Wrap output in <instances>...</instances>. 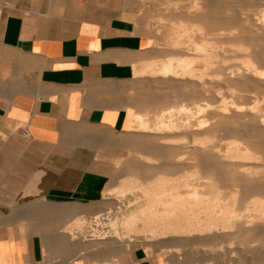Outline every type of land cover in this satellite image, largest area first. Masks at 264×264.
<instances>
[{"label": "crops", "instance_id": "0c3cea01", "mask_svg": "<svg viewBox=\"0 0 264 264\" xmlns=\"http://www.w3.org/2000/svg\"><path fill=\"white\" fill-rule=\"evenodd\" d=\"M154 42L122 0H0V264H167L80 231L108 210Z\"/></svg>", "mask_w": 264, "mask_h": 264}, {"label": "rangeland", "instance_id": "374dc122", "mask_svg": "<svg viewBox=\"0 0 264 264\" xmlns=\"http://www.w3.org/2000/svg\"><path fill=\"white\" fill-rule=\"evenodd\" d=\"M122 1L124 3L125 7H127V9L131 12V14H132L133 18L135 19L137 25H139L141 27L142 31H144L146 34H148L149 36H151L155 39L154 45L156 48L157 55H159L158 60L164 59L166 56L167 57L165 59H167L168 57H177L178 56L181 58L192 60L193 63H192L191 69L195 70L193 75L196 78L193 75H192V77L194 79H192V78L191 79H189V78L176 79L174 76H165L164 77L163 74H161L157 70L156 64H155V66L152 67V69H149L143 73V75H145V77L143 79L144 80V86L142 87V94L145 95L146 101L148 104L144 109L137 112L136 122L134 121L133 127H132V132L129 135L130 136L129 140L131 143L130 150H126L124 155L121 156L120 158H117L115 163H114L115 178L109 184L108 190H106V192L104 193V196L109 198L108 210H106L104 212H100V214H98L97 216H95L89 220L84 221L85 222L84 223L85 226H83L84 230H83V227L80 228L83 236L88 237V238H94L98 242L97 247L100 248V250H107L108 252H115V251H117V250H119L125 246L132 247V248L142 246V247H145L150 252H156V253L162 255L166 259L167 264H179V263L180 264H184V263L186 264V262H187V264H197L196 261L201 262V260H202V262L205 260L203 262V264L204 263L207 264L209 261L211 263H214V264H264V220H263V218H261V219L255 218L254 219L256 221V223H253L254 225L251 224L248 227V228L252 229V231L250 233L238 234L239 228H237L238 227L237 226V227L231 229V231L229 228L228 232L224 233V235L221 236L220 238L212 239L213 241L211 240V241H206V242H200V241H198V239H196V238H198V235H196L194 237H186V238H184L185 240L183 239L182 241L177 242V244L176 243L174 244L170 238L164 239L161 241V243H158V244H152V243L150 244V241L149 242L145 241L142 238L143 237L142 235L152 233L151 232L152 230L155 231V233L160 232V230H161L160 219H157V220L153 219L155 222L151 219V217L153 215H152V212H150L151 211L150 208L153 207L154 208L153 210L157 211V214L160 215L159 217H161V214L165 213V206H164V204L162 205V203L155 202V199L160 192L165 191L167 194L169 192L175 191L177 188V186H175L176 184L178 185L177 189L180 190V187H181V191H183L185 193L181 199V201L186 204L185 208L189 209L188 207H191L192 209L197 210V208H202V207L207 208L208 207L207 210H209L211 208V211L214 208H215L214 210L219 209L218 213L216 214V215H218V216H216L218 219H215V220H218L219 223H224L226 221L225 223L227 225H229L231 223L230 221H231V219L234 218L233 216H236V215L238 216V195L241 198L245 194L246 195L251 194L253 187H259L260 189L264 188L263 187L264 186V170L262 171V169H264V160L263 159H259V161H261V162H258V163L255 162L258 159L253 160V158H252V160L251 159L250 160L244 159L245 161L243 159H240V158H239V160H238V158L229 159V160L234 159L233 161L237 162V164L240 160H242L240 162H244L246 164V166L245 167H239V166L233 167V166L229 165L228 167L225 168V171H226L225 184L223 187L220 188V187L215 186L213 188H209L208 190H210V191H208L207 188H204V187H200V188L198 187L199 189L196 187L199 191L198 195H193V193H190V191L187 192V190L192 191V187L191 186L187 187V186H185V184H187V182H189V183L190 182H192V183L198 182L197 177L202 175L200 167H197L198 168L197 169L196 167L195 168L191 167V164L190 165L187 164V168H186L187 171H185V169H184L183 171H181V173H179V172L174 173V172H172V170H169L166 168L165 169L160 168L161 166H165V165H167L169 167L170 164L175 163L178 156H180V155H178L179 152L182 153L181 154L182 159H184L187 162H188V160L189 161L193 160V162H195V161L197 162L204 157L205 154L203 152V149L205 148V142L207 141L205 139L206 137L203 134H197L196 135L197 137L193 136V138H191V136L193 135L194 132H201V130H193V126H195V125L198 126L199 124H201L200 121H203L205 116L208 119V117L217 114L219 112L217 110H221V107L225 106L224 105L225 102H226L225 103L226 107H228L225 110L226 113L224 115H222L220 112L219 113L222 116H229L230 118L227 120L226 119L223 120V123H222L223 125L221 128L222 130L219 132V134L225 133L229 128L230 129H233L235 127L240 128L241 124L243 123L241 116H243L244 113L245 114H251L252 113L251 111H254V112L257 111L254 109L256 107H258L257 108L258 111L260 109V111H261V112L259 111L260 114L264 115V112H263V110H264V104H263L264 103V98H263V96H264V77H263L264 76V72H263L264 71V58H263L264 57L263 56L264 55V17L262 16V15H264V0H211L210 3L212 6H210V8L209 7L208 8L207 7L201 8V10H200L201 14H205V13H210V11H211L210 9H212L213 6L214 7L220 6L221 7L222 5H226V3H227V5H231V10H230V15H229L231 17L229 18V20L231 19L233 21L234 19H236L238 17V20H239L238 21V36L239 37L241 36V39H238V40H231V39L225 40L224 38L220 37L221 35L218 33V31H216V33L211 32V34H210L208 32L207 27H206L207 24L204 21L196 20L192 17V10H194V8H195L194 3L199 2L198 3L199 6H197V7L200 8V7H202L203 3H205V0H122ZM223 3H225V4H223ZM221 11L222 10H220V13H219V10L217 11V13L215 12L216 16H218V17L222 16L223 14L221 13ZM248 16H251L252 23H253V25L250 26V28L245 24V21H244L245 18H247ZM200 22H202V23L200 24ZM198 23H199V26H198ZM177 24H181L180 25L181 29H180V27L178 28ZM195 24H197V25H195ZM195 26L201 27V28H196ZM172 27H174V28L172 29ZM192 28H196L197 31L195 29H194L195 31L192 30ZM198 29L201 31L199 32ZM181 30H183V31H181ZM184 31H186L185 34H183ZM204 31H206V32H204ZM194 32L195 33L198 32V33L195 35ZM199 33H201V34H199ZM257 33H259V34H257ZM170 34H171V36L172 35H174V36L171 37ZM191 35H193V38L190 39L189 37H192ZM206 35H207V37H206ZM212 35H213V37L215 35V37H217V38H215V37L213 38ZM185 36H186V40H185ZM179 37H181V40ZM171 38H172V41H170ZM175 38L178 39L179 41H177ZM182 38L184 39V41ZM195 39L197 40V42ZM187 40H188V42L191 40L193 44H191V41L188 43ZM181 41H183V42H181ZM175 42H176V44H175ZM177 42H178V44H177ZM195 42L198 46H202V45L205 46V43H207L206 46L210 45L207 47L209 49V52L210 51L214 52L213 50H215V52L217 54H219L221 57L219 55L215 54V52H214L211 59L209 60V62L205 63L206 59H204L203 56L199 55L197 53V51L194 50L197 46L196 44H194ZM198 42H199V44L201 43L202 45L201 44L199 45ZM218 42H219V44L221 43L220 44L221 46L218 44ZM216 43H217V45H216ZM230 43L231 44L234 43V44L231 45ZM240 43L244 46H241ZM234 45H235V50L232 48V46H234ZM172 46H177V47H172ZM178 46H179V48H178ZM240 46H241V48H239ZM236 47L239 49H236ZM179 49H181V50H179ZM219 49H221V51ZM231 49L235 52H238V53H235V52L233 53L232 51H229ZM218 50H219V52H218ZM240 50L242 53L239 52ZM181 52H183V53H181ZM220 52H221V54H220ZM196 54H198V55L196 56ZM234 54H237V55H234ZM222 55H223V57H222ZM241 56H242L243 60H241L242 59ZM224 57H226V58H224ZM238 57H239V59H238ZM246 57H248V58H246ZM193 58H194V60H193ZM245 58H246V60H245ZM247 59H250V62H251L250 64L252 65L251 68H249L250 66L247 67V65H250V64H248L249 61H247ZM158 60L156 59V62H153V63H158ZM160 60H159V62H160ZM218 60L220 62L226 60V64H225V62L219 63ZM228 60L230 61V63L231 62L232 63L230 64L228 62ZM237 60H239V62ZM214 61H215V63H214ZM235 61L238 63H233ZM209 63L212 64L213 66H211ZM202 65L204 67H202ZM233 66H234V68H235V66L239 67L238 68L239 70L236 68L234 69ZM242 66H245V67H242ZM194 67H195V69H194ZM207 67H210V68L214 67V68L211 70L210 68H207ZM224 67H227L228 69L224 70ZM253 67H255L254 70L257 72H254ZM256 67L258 69H256ZM240 68H241V70H240ZM249 69H251V70H249ZM261 70H263V71H261ZM239 71L241 73H238ZM235 72H236V74H235ZM252 72H254L253 73L254 75L252 74ZM150 73L152 74V76ZM156 74H157V76H156ZM215 74L217 75V77ZM230 74H231V76H230ZM232 74H235V76ZM211 75L215 78H213ZM218 75H220V76H218ZM236 75L239 77H236ZM257 75L260 77H258ZM219 79L221 80L220 82L223 84H221L219 82ZM201 80H202V82H201ZM191 81H192V83H191ZM224 84H225V86L226 85L227 86L225 87ZM202 85L204 87H202ZM207 85H210V86L207 87ZM228 85L230 86V88L232 87L231 90H234V92L230 90ZM222 86H224V87L222 88ZM217 90H219L221 92H219ZM216 93H218V94H216ZM219 93H221V94H219ZM230 93H232V94H230ZM250 93L251 94L253 93V94L251 95ZM255 93L258 95V97L256 96ZM253 95H255V96H253ZM223 96H224V98H223ZM241 98H243L242 101H241ZM257 99H259V100H257ZM226 100H228V101L230 100L231 103H229L230 101L227 102ZM220 102L222 105L220 104ZM252 102L254 103L255 106L252 105ZM258 102H259L258 105H261V106H258L256 104ZM218 103H219V105H217ZM232 103H234V104H232ZM199 104H201V105L203 104L204 107L201 105H200L201 106L200 107ZM227 104H228V106H227ZM171 105H172V107L170 108ZM196 105H198V106H196ZM214 105L215 106L217 105V107H215ZM234 105H240V106H237V107H239V108H237ZM206 106H208L209 108ZM230 106H232V107H230ZM241 106H242V109H241ZM260 107H262V108H260ZM147 108L148 109L150 108V109L148 110ZM163 108H165V109H163ZM250 108H251V110H250ZM169 109L172 110L171 115L170 116L167 115V117L164 118L165 122L168 126L167 128H169V129L164 128V127H160V124H157V121H156V119H158L157 118L158 114L160 113L161 110L167 111ZM200 109H202V110H200ZM243 109H245V110H243ZM261 109H263V110H261ZM145 110L149 112V114H147L148 116L147 115L143 116L145 118L147 117L149 119L151 114H153V112L155 114V115L153 114L151 116L152 121H151V119H149L151 121V122H149V127H152V128L147 129L149 131H147L146 129H142V127H141L142 124L138 120V114L143 113V111H145ZM191 110H192V112H191ZM201 111L202 112L205 111L204 112L205 115L203 113H201ZM180 112H182L183 114L181 113L182 114L181 115ZM188 112H190V113H188ZM197 112H199V113L197 114ZM179 114H180V116H179ZM177 115H178V117H177ZM196 115L198 116V118ZM234 115H238V118H236ZM171 116L172 117L174 116V119L171 118ZM232 116H234V117H232ZM206 118H205V120H206ZM185 119L187 121L190 120L191 122L189 121V124L187 122L185 123V121H186ZM200 119H202V120H200ZM216 119H218V118H216ZM167 120H169V121H167ZM193 120H195V121H193ZM214 120H215V118H214ZM178 121H179V123H178ZM171 122L175 123L177 125V128L183 122L182 124H184L185 127H184V125L179 126L178 129H180V130L176 131L177 130L176 125L170 124ZM192 122H194V125ZM196 122L197 123L199 122L198 125ZM187 124H188V126H187ZM191 126H192V128H191ZM247 126L249 127V125H247ZM170 129L171 130L173 129V130L171 131ZM174 130H175V132H174ZM249 130H250V134L255 136L256 131L252 132L251 127H249ZM198 136L200 139H202V138H204V139L197 140L196 138H198ZM200 136L201 137L204 136V137L201 138ZM194 137H195V139H194ZM232 139L236 140V142L233 141ZM126 140H127V137H125V141ZM204 140H205V142L202 143ZM231 140L233 142H231ZM165 141H167V142H165ZM198 141H200L202 143L201 148L199 146V144H201V143ZM225 141H226V146L224 144ZM228 141H230L229 143H232V144L234 142L238 143L241 141V138L239 137V135L234 136V135L230 134L224 141L220 142L223 144L222 145V151H225L226 149L229 148V146L227 147ZM139 150H147V153L140 155L138 153ZM186 152H187V154H186ZM246 160H248V161H246ZM252 161H254L255 163ZM151 162H153V163H151ZM155 162H157V163H155ZM247 167L249 169V170L247 169V171H249L250 173L249 172L247 173L245 171L244 168H247ZM250 167L252 169L254 168L253 171H252V169L250 170ZM190 168H191V170H190ZM255 168H257V170ZM137 169H138V171H137ZM194 169H196V170H194ZM237 169H239V170L242 169V170L239 171ZM259 169H261V170H259ZM193 170L194 171L199 170L198 171L199 174L197 172H196L197 174H195V172H192ZM254 172H256V173H254ZM251 174L253 176H251ZM256 174H257V176H255ZM178 175L180 176V178ZM159 176L163 177L164 179L163 178L161 179V177H159ZM185 177L188 179H186ZM195 177H196V179H195ZM133 179H135V180H133ZM141 180H142V182H141ZM159 180H162V181H160L161 184L158 183ZM188 180H190V181H188ZM199 181H203V180H199ZM169 182H171L172 185L169 184ZM162 183H164V184H162ZM168 186H169V188H167ZM236 187H238L239 189ZM234 188H236V189H234ZM213 189H214V191H213ZM217 189H219V190H217ZM146 190H149V192L146 193L145 192ZM248 190H249V192H248ZM233 191L236 192L234 195H232ZM214 192H216L217 194ZM230 192H232V193H230ZM207 193H209V194H207ZM146 194L148 197L145 196ZM214 194H216V195H214ZM211 195H213L214 197H212ZM236 195H237V198H236ZM262 195L263 194H261V195L255 194V198L256 197H257L256 199H258L260 197L264 198V195L263 196ZM186 196L189 198H187ZM163 197H165V196H163ZM215 197H216V199L218 198L217 201H216ZM223 197H225V200ZM191 198H192V200H191ZM232 198H236V200L234 199L236 202ZM252 198H253V196H252ZM252 198H250V199H252ZM255 198H253L251 200V201L254 200L253 201L254 204H253V202H249V200H248L247 202H248L249 206H247L248 205L247 202H246L247 205L246 204L241 205V211L242 212L240 211V213H245V215H252V216L257 214L259 211L256 210L257 209L256 207L263 208L264 202H262V201H264V199L261 198L262 201H261V199H258L259 202L260 201L262 202V203L261 202L259 203L258 201L255 200ZM186 202H188V203H186ZM150 203H152V204H150ZM192 203H193V207H192ZM207 203H208V205H207ZM232 203H234V204H232ZM209 204H210V206H209ZM224 204L226 205V207ZM262 204H263V206H262ZM200 205H201V207H200ZM223 205H224V207H223ZM254 205H256V206L254 207ZM159 206H160V208H159ZM242 206H245V207L243 208ZM251 206H252V208H251ZM146 208H147V210H145ZM223 208L225 210H223ZM249 208H251V210ZM226 209H227V211H226ZM228 210H229L230 214L228 213ZM234 210L236 212H234ZM252 210H255V211H252ZM145 211H147V212H145ZM232 211L234 212V214H231V213H233ZM245 211H250V212L248 213ZM131 213H137L138 214L139 218L136 221L140 222V223L135 224L136 221L132 225H127V224L123 223V220L125 219V217H127ZM219 213H220V215H219ZM225 213H227V214H225ZM228 215H230L231 218ZM145 217H147V218H145ZM113 219L116 221L117 227L116 226L114 227L111 225V223L114 221ZM221 219H223V220H221ZM98 220H99V222H98ZM93 221H97L98 226L89 225ZM121 221H122V224H121ZM151 221L154 224H152ZM109 222H111V223H109ZM147 223H148V225H147ZM145 224H146V226H145ZM153 225L158 226L155 228L158 229L159 231L156 230L155 228H151V227H153ZM130 226H131V228H130ZM148 226H150V227H148ZM145 228H147V229L145 230ZM242 228L244 230V227H242ZM93 229H95V230H93ZM132 230L134 231V233ZM101 232H103V233H101ZM234 232H236V235L231 236L230 234H232ZM123 235H124V238H123ZM135 237H136V239H135ZM113 238H115V240ZM122 238H123V240H122ZM189 241H190V243H189ZM250 241H253V242H251L252 245L255 244L252 247V249L245 247V244L247 242H250ZM167 245H176L173 248H170L171 250L176 251L173 255L168 254L167 250H170V249L167 247ZM238 249L240 250V252L238 251ZM165 254L168 256H166Z\"/></svg>", "mask_w": 264, "mask_h": 264}, {"label": "bare ground", "instance_id": "6f19581e", "mask_svg": "<svg viewBox=\"0 0 264 264\" xmlns=\"http://www.w3.org/2000/svg\"><path fill=\"white\" fill-rule=\"evenodd\" d=\"M211 0H205V3H203V5H202V7H197V6H199L198 5V3L199 2H196V3H194V10H192V17L194 18V19H196V20H200V21H204L206 24H207V29H208V32L211 34V32H215L216 33V31H218V33L221 35L220 37L221 38H224L225 40H229V39H231V40H238V39H241V36L239 37L238 36V17L236 18V19H234L233 21L230 19L229 20V18L231 17V16H229L230 15V10H231V5H227V3H226V5H222L221 7L220 6H213V8L212 9H210L211 11H210V13H205V14H201V8H203V7H209L210 8V6H212L211 5ZM229 3V2H228ZM223 4H225V3H223ZM207 10V9H206ZM219 10V13H220V10H222L221 11V13L223 14L222 16H220V17H218V16H216V13H217V11ZM182 11V10H181ZM260 11V10H259ZM190 12V11H189ZM216 12V13H215ZM238 12V11H237ZM235 13V12H234ZM191 14V13H190ZM260 14V13H259ZM261 15V14H260ZM252 16V15H251ZM251 16H248L247 18H245V24L250 28V26H252L253 25V23H252V18H251ZM263 17H264V15H262ZM235 18V17H234ZM260 19V18H259ZM195 20V21H196ZM262 20V19H261ZM258 21V20H257ZM171 22V21H170ZM196 23V22H195ZM202 22H200V24H201ZM260 23V22H259ZM178 25V28L180 27V25L181 24H177ZM195 25H197V24H195ZM175 26V25H174ZM198 26H199V23H198ZM202 26V25H201ZM192 27V26H191ZM196 27V26H195ZM174 27H172V29H173ZM188 28V27H187ZM196 28H201V27H196ZM196 28H192V30H196L197 31V29ZM180 29H181V27H180ZM190 29V28H189ZM188 29V30H189ZM171 30V29H170ZM184 30V29H183ZM183 30H181V31H183ZM194 30V31H195ZM199 30V29H198ZM203 30V29H202ZM206 30V29H205ZM179 31V30H178ZM201 30H199V32H200ZM258 31V30H257ZM190 32V31H189ZM188 32V33H189ZM204 32H206V31H204ZM260 32V31H259ZM182 33V32H181ZM186 33V31H184V33L183 34H185ZM195 33V32H194ZM198 33V32H197ZM197 33H195V35L197 34ZM173 34V33H172ZM177 34V33H176ZM199 34H201V33H199ZM218 34V35H219ZM257 34H259V33H257ZM179 35V34H178ZM170 36H171V34H170ZM174 35H172L171 37H173ZM184 36V35H183ZM182 36V37H183ZM188 36V35H187ZM192 37H189L190 39L191 38H193V35H191ZM204 36V35H203ZM206 37H207V35H206ZM212 37H213V35H212ZM211 37V38H212ZM214 37H215V35H214ZM213 37V38H214ZM244 37V36H243ZM180 38V40H181V37H179ZM184 38V37H183ZM182 38V39H183ZM188 38V37H187ZM209 38V37H208ZM215 38H217V37H215ZM176 39V38H175ZM174 39V40H175ZM177 41H179L178 39H176ZM185 40H186V36H185ZM196 40V39H195ZM200 40V39H199ZM198 40V41H199ZM202 40V39H201ZM170 41H172V38L170 39ZM183 41H184V39H183ZM183 41H181V42H183ZM191 41V40H190ZM189 41V42H190ZM206 41V40H205ZM204 41V42H205ZM209 41V40H208ZM215 41V40H214ZM218 41V40H217ZM216 41V42H217ZM220 41V40H219ZM174 42V41H173ZM172 42V43H173ZM187 42H188V40H187ZM188 42V43H189ZM196 42H197V40H196ZM196 42L194 43V44H196ZM203 42V41H202ZM211 42V41H210ZM215 43V42H214ZM226 43V42H225ZM239 43V42H238ZM262 43V42H261ZM175 44H176V42H175ZM174 44V45H175ZM177 44H178V42H177ZM180 44V43H179ZM183 44V43H182ZM191 44H193L192 43V41H191ZM190 44V45H191ZM198 44H199V42H198ZM201 44V43H200ZM199 44V45H200ZM204 44V43H203ZM206 44L207 43H205V46H203L202 44V46H198L197 44V46H196V48L194 49L195 51H197V53L199 54V55H201V56H203V58L204 59H206V62L205 63H208L209 62V60L211 59V57H212V55H213V53L215 52V50H213L214 52H209V49L207 48L208 46H210V45H207L206 46ZM211 44V43H210ZM218 44H219V42H218ZM221 44V43H220ZM219 44V45H220ZM227 44V43H226ZM231 44V43H230ZM229 44V45H230ZM234 43H232L231 45H233ZM181 45V44H180ZM216 45H217V43H216ZM238 45V44H237ZM236 45V46H237ZM240 45L241 46H244V45H242L241 43H240ZM194 46V45H193ZM214 46V45H213ZM221 46V45H220ZM228 46V45H227ZM241 46L239 47V48H241ZM172 47H177V46H172ZM216 47V46H215ZM218 47V46H217ZM224 47V46H223ZM246 47V46H245ZM244 47V48H245ZM178 48H179V46H178ZM222 48V47H221ZM232 48L235 50V45L234 46H232ZM239 48H237L236 47V49H239ZM173 49V48H172ZM229 49V48H228ZM246 49V48H245ZM249 49V48H248ZM258 49V48H257ZM177 50V49H176ZM179 50H181V49H179ZM220 51H221V49H219ZM219 50H218V52H219ZM242 50V49H241ZM241 50L239 51V52H241ZM247 50V49H246ZM173 51V50H172ZM184 51V50H183ZM229 51H232L233 53L235 52V51H233L232 49L231 50H229ZM237 51V50H236ZM245 51V50H244ZM223 52V51H222ZM181 53H183V52H181ZM196 53V52H195ZM235 53H238V52H235ZM242 53V52H241ZM198 54H196V56L198 55ZM215 54H217L216 52H215ZM220 54H221V52H220ZM245 54V53H244ZM217 55H219V54H217ZM224 55V54H223ZM223 55H222V57H223ZM231 55V54H230ZM234 55H237V54H234ZM248 55V54H247ZM186 56V55H185ZM200 56V57H201ZM220 56V55H219ZM225 56V55H224ZM264 56V55H263ZM167 57V56H166ZM165 57V58H166ZM184 57V56H183ZM189 57V56H188ZM215 57V56H214ZM218 57V56H217ZM221 57V56H220ZM219 57V58H220ZM161 58V57H160ZM164 58V57H163ZM159 59L160 60V62H159V60H158V63H153V62H156V60H152V61H150V62H148V64H147V66H146V71L147 70H149V69H152V67L153 66H155V64H156V68H157V70L161 73V74H163V76L165 77V76H174L176 79H185V78H189V79H194L193 77H192V75L194 74V72H195V70H193V69H191L192 68V63H193V61L192 60H188V59H185V58H181V57H168L167 59ZM224 58H226V57H224ZM241 58H242V56H241ZM240 58V59H241ZM246 58H248V57H246ZM246 58H245V60H246ZM264 58V57H263ZM200 59V58H199ZM218 59V58H217ZM238 59H239V57H238ZM251 59V58H250ZM250 59H247V61H249L248 62V64H250L251 62H250ZM193 60H194V58H193ZM216 60V59H215ZM221 60V59H220ZM241 60H243V58L241 59ZM240 60V61H241ZM219 61V60H218ZM238 62H239V60H237ZM212 62V61H211ZM222 62H225V64H226V60L225 61H222ZM222 62H220L219 61V63H222ZM228 62L230 63V61L228 60ZM238 62H233V63H238ZM203 63V62H202ZM214 63H215V61H214ZM218 63V62H217ZM232 63V62H231ZM230 63V64H231ZM210 64V63H209ZM255 64V63H254ZM253 64V65H254ZM211 66H213L212 64H210ZM219 65V64H218ZM228 66V65H227ZM248 66H250L249 68H251V64L250 65H247V67ZM202 67H204L203 65H202ZM206 67V66H205ZM242 67H245V66H242ZM200 68V67H199ZM207 68H210V67H207ZM214 68V67H213ZM212 67L210 68L211 70L213 69ZM233 68H234V66H233ZM235 68L236 69H238L239 67H236L235 66ZM234 68V69H235ZM254 68L255 67H253V70H254ZM194 69H195V67H194ZM228 68L227 67H224V70H227ZM256 69H258L257 67H256ZM155 70V69H154ZM156 70V71H157ZM197 70V69H196ZM208 70V69H207ZM230 70V69H229ZM239 70V69H238ZM240 70H241V68H240ZM249 70H251V69H249ZM205 71V70H204ZM203 71V72H204ZM210 71V70H209ZM231 71V70H230ZM237 71V70H236ZM261 71H263V70H261ZM208 72V71H207ZM227 72V71H226ZM254 72H257V71H255L254 70ZM254 72H252V74L254 73ZM264 72V71H263ZM200 73V72H199ZM210 73V72H209ZM230 73V72H229ZM232 73V72H231ZM238 73H241L240 71L238 72ZM151 74V73H150ZM149 74V75H150ZM235 74H236V72H235ZM235 74H232V75H234L235 76ZM249 74V73H248ZM160 75V74H159ZM216 75V74H215ZM214 75V76H215ZM254 75V74H253ZM151 76H152V74H151ZM155 76V75H154ZM156 76H157V74H156ZM189 76V77H188ZM191 76V77H190ZM194 76V75H193ZM199 76V75H198ZM206 76V75H205ZM204 76V77H205ZM212 76V75H211ZM218 76H220V75H218ZM230 76H231V74H230ZM258 76V75H257ZM195 77V76H194ZM207 77V76H206ZM213 77V76H212ZM216 77H217V75H216ZM236 77H239V76H237L236 75ZM243 77V76H242ZM258 77H260V76H258ZM264 77V76H263ZM196 78V77H195ZM198 78V77H197ZM213 78H215V77H213ZM219 78V77H218ZM200 79V78H199ZM205 79V78H204ZM236 79V78H235ZM242 79V78H241ZM198 80V79H197ZM215 80V79H214ZM199 81V80H198ZM204 81V80H203ZM221 80L219 79V82H220ZM186 82V81H185ZM201 82H202V80H201ZM164 83V82H163ZM191 83H192V81H191ZM206 83V82H205ZM221 83V82H220ZM219 84V83H218ZM221 84H223V83H221ZM226 84V83H225ZM225 84H224V86H225ZM176 85V84H175ZM178 85V84H177ZM204 85V84H203ZM202 85V87H204ZM206 85V84H205ZM187 86V85H186ZM185 86V87H186ZM210 85H207V87H209ZM224 86H222V88L224 87ZM227 86V85H226ZM225 86V87H226ZM229 86V85H228ZM183 88V87H182ZM187 88V87H186ZM228 88V87H227ZM229 88H230V86H229ZM232 88V87H231ZM231 88H230V90H231ZM216 89V88H215ZM219 89V88H218ZM221 90V89H220ZM223 90V89H222ZM201 91V90H200ZM215 91V90H214ZM217 91H219V90H217ZM227 91V90H226ZM231 91H233L234 92V90H231ZM219 92H221V91H219ZM194 93V92H193ZM208 93V92H207ZM223 93V92H222ZM229 93V92H228ZM206 94V93H205ZM216 94H218V93H216ZM219 94H221V93H219ZM230 94H232V93H230ZM234 94V93H233ZM248 94V93H247ZM251 94V93H250ZM253 94V93H252ZM251 94V95H252ZM256 94V93H255ZM222 96V95H221ZM231 96V95H230ZM253 96H255V95H253ZM256 96L258 97V95L256 94ZM226 97V96H225ZM234 97V96H233ZM221 98V97H220ZM223 98H224V96H223ZM253 98V97H252ZM256 98V97H255ZM263 98H264V96H263ZM218 99V98H217ZM222 99V98H221ZM232 99V98H231ZM242 99L243 98H241V101H242ZM219 100V99H218ZM257 100H259V99H257ZM227 102H229L228 100H226ZM233 101V100H232ZM240 101V100H239ZM254 101V100H253ZM225 102V101H224ZM199 103V102H198ZM207 103V102H206ZM226 103V102H225ZM224 103V105L225 106H223V107H221V110H217V111H219L222 115H224L225 113H226V109L228 108V107H226V104ZM229 103H231V101L229 102ZM147 101H146V103H145V107L147 106ZM209 104V103H208ZM220 104H221V102H220ZM232 104H234V103H232ZM245 104V103H244ZM257 105L259 104V102L258 103H256ZM264 104V103H263ZM201 104H199V106H200ZM205 105V104H204ZM217 105H219V103L217 104ZM217 105L215 106V107H217ZM222 105V104H221ZM242 105V104H241ZM252 105H254V103L252 102ZM256 105V106H257ZM152 106V105H151ZM174 106V105H173ZM196 106H198V105H196ZM201 106H203V104L201 105ZM200 106V107H201ZM209 106V105H208ZM208 106H206V107H208ZM212 106V105H211ZM210 106V107H211ZM227 106H228V104H227ZM233 106V105H232ZM232 106H230V107H232ZM234 106H240V105H234ZM250 106V105H249ZM255 106V105H254ZM258 106H261V105H258ZM172 107V105L170 106V108ZM204 107V106H203ZM214 107V108H215ZM248 107V106H247ZM246 107V108H247ZM252 107V106H251ZM174 108V107H173ZM197 108V107H196ZM209 108V107H208ZM237 108H239V107H237ZM245 108V109H246ZM258 107H256V108H254L255 110H257L258 111V109H257ZM260 108H262V107H260ZM148 109V108H147ZM150 109V108H149ZM148 109V110H149ZM163 109H165V108H163ZM183 109V108H182ZM181 109V110H182ZM186 109V108H185ZM184 109V110H185ZM198 109V108H197ZM204 109V108H203ZM216 109V108H215ZM218 109V108H217ZM220 109V108H219ZM235 109V108H234ZM241 109H242V106H241ZM245 109H243V110H245ZM248 109V108H247ZM180 110V111H181ZM183 110V111H184ZM200 110H202V109H200ZM212 110V109H211ZM242 110V111H243ZM250 110H251V108H250ZM261 110H263V109H261ZM174 111V110H173ZM182 111V112H183ZM186 111V110H185ZM239 111V110H238ZM257 111H251L250 113L251 114H243V116H241V119L243 120V123L241 124V127L240 128H238V127H235V128H233V129H228L225 133H223V134H219V132L222 130L221 128H222V123H223V120L224 119H229L230 117L229 116H222V115H220V113L218 112L217 114H215V115H212V116H210V117H208V119L206 118V116H205V118H206V120H205V118H204V120L203 121H200V123L201 124H199L198 125V123H197V125L198 126H193V130H201V132H194L193 133V135L191 136V138H193V136H196L197 134H203L206 138V142H205V140L202 142V143H204L205 142V148L203 149V152H204V157L201 159V160H199V161H195V162H193V160H191V161H189L188 160V162L187 161H185L184 159H182V157H181V154L182 153H178V155H180V156H178V158H177V160H176V162L175 163H172V164H170V166L168 167L167 165H165V166H161L160 168H162V169H169V170H172V172H174V173H181V171H183L184 169H185V171H187L186 170V168H187V164H191V167H200V170H201V172H202V175H200V176H198L197 177V179H198V182L197 183H192V182H187V184H185V186H187V187H192V191L191 190H187V192L188 191H190V193H193V195H198L199 194V191H198V189L200 188V187H204V188H207V190L209 189V188H213V187H223L224 186V184H225V174H226V171H225V168L226 167H228L229 165H231V166H233V167H236V166H239V167H245L246 166V164L244 163V162H240V161H242V160H240L239 162H238V164H237V162H235V161H233V160H229V159H232V158H238V160H239V158L240 159H251L252 160V158H253V160L254 159H258L257 161H255V162H261V161H259V159H263L264 160V115L263 114H260V109H259V111L257 112ZM157 112V111H156ZM182 112H180V114L182 113ZM191 112H192V110H191ZM205 112V111H204ZM204 112H202L201 111V113H203L204 114ZM228 112V111H227ZM263 112H264V110H263ZM171 113H172V110L171 109H169V110H167V111H165V110H161L160 111V113L158 114V119H156V121H157V124H160V127H164V128H167L168 126H167V124H166V122H165V117H167V115L168 116H170L171 115ZM188 113H190V112H188ZM199 112H197V114H198ZM200 113V114H201ZM207 113V112H206ZM242 113V112H241ZM147 114H149V112L148 111H143V113H139L138 114V120H139V122H141V127H142V129H148V128H152V127H149V122H151L152 121V118H151V116L154 114V112H153V114H151V116H150V118L149 119H151V121L146 117H143L144 115H147ZM177 114V113H176ZM180 114H179V116H180ZM183 114V113H182ZM181 114V115H182ZM186 114V113H185ZM155 115V114H154ZM205 115V114H204ZM148 116V115H147ZM197 116V115H196ZM201 116V115H200ZM236 118H238V115H234ZM234 116H232V117H234ZM177 117H178V115H177ZM190 117V116H189ZM204 117V116H203ZM155 118V117H154ZM171 118H173L174 119V116L172 117L171 116ZM180 118V117H179ZM178 118V119H179ZM197 118H198V116H197ZM202 118V117H201ZM214 118H215V120H214ZM216 118H218V119H216ZM172 119V120H173ZM203 119V118H202ZM202 119H200V120H202ZM186 120V119H185ZM189 120V119H188ZM210 120V121H209ZM232 120V119H231ZM155 121V120H154ZM167 121H169V120H167ZM190 121V120H189ZM189 121H185V123L187 122L188 124H189ZM193 121H195V120H193ZM198 121V120H197ZM135 122H136V120H135ZM191 122V121H190ZM178 123H179V121H178ZM183 123V122H182ZM178 124L179 126H182V125H184V124ZM193 123V125H194V122H192ZM170 124H174V125H176L175 123H170ZM188 124H187V126H188ZM151 125V124H150ZM191 125V124H190ZM247 125H249V127H251V130H252V132H254V131H256V134H255V136H253V135H251L250 134V130H249V127L247 126ZM153 126V125H152ZM179 126H178V128H179ZM186 126V127H187ZM184 127H185V125H184ZM176 128H177V125H176ZM177 128V130L176 131H179L180 129H178ZM188 128V127H187ZM191 128H192V126H191ZM167 129H169V128H167ZM165 130V129H164ZM171 130V129H170ZM173 130V129H172ZM171 130V131H172ZM147 131H149V130H147ZM174 132H175V130H174ZM189 132V131H188ZM230 134H232V135H234V136H238L239 135V137L241 138V141L240 142H238V143H235L236 142V140H233V141H235L233 144L232 143H229L230 141H228V145H227V147L229 146V148L228 149H226L225 151H222V143H220L221 141H224ZM204 136H202V137H204ZM197 137V136H196ZM201 137V136H200ZM201 137V138H202ZM183 138V137H182ZM198 138H199V136H198ZM198 138H196L197 140H202V139H204V138H202V139H198ZM254 138V139H253ZM194 139H195V137H194ZM230 140V139H229ZM231 140V142H233ZM175 141V140H174ZM165 142H167V141H165ZM198 142H200V141H198ZM208 142V143H207ZM170 143V142H169ZM188 143V142H187ZM196 143V142H195ZM201 143V142H200ZM202 143L201 144H199V146H200V148H201V145H202ZM207 143V144H206ZM176 144V143H175ZM179 144V143H178ZM197 144V143H196ZM225 146H226V141H225ZM188 145V144H187ZM192 145V144H191ZM155 146V145H154ZM160 146V145H159ZM170 146V145H169ZM185 147V146H184ZM191 147V146H190ZM178 149V148H177ZM193 149V148H192ZM153 150V149H152ZM155 150V149H154ZM191 151V150H190ZM138 153L141 155H143V154H146L147 153V150H139L138 151ZM186 154H187V152H186ZM191 155V154H190ZM144 157V156H143ZM140 158V157H139ZM191 158V157H190ZM151 159V158H150ZM148 161V160H147ZM152 161V160H151ZM245 161V160H244ZM246 161H248V160H246ZM251 162V161H250ZM252 162H254V161H252ZM254 162V163H255ZM147 163V162H146ZM151 163H153V162H151ZM155 163H157V162H155ZM263 163V162H262ZM261 164V163H260ZM154 165V164H153ZM263 165V164H262ZM254 166V165H253ZM140 167V166H139ZM252 167V166H251ZM250 167V170L252 169ZM238 168V167H237ZM259 168V167H258ZM198 169V168H197ZM243 169V168H242ZM241 169V170H242ZM245 169V171L248 173L249 171H247V169H248V167L247 168H244ZM254 169V168H253ZM253 169H252V171H253ZM256 170H257V168H255ZM190 170H191V168H190ZM189 170V171H190ZM194 170H196V169H194ZM192 171V172H195V174H197L198 173V171ZM237 170H239V169H237ZM241 170H239V171H241ZM249 170V169H248ZM259 170H261V169H259ZM264 169H262V171H263ZM137 171H138V169H137ZM251 171V172H252ZM134 172V171H133ZM163 172V171H162ZM197 172V173H196ZM238 172V171H237ZM191 173V172H190ZM250 173V172H249ZM254 173H256V172H254ZM192 174V173H191ZM199 174V173H198ZM253 174V173H252ZM251 174V176H253ZM161 175V174H160ZM181 175V174H180ZM187 175V174H186ZM185 175V176H186ZM193 175V174H192ZM168 176V175H167ZM179 176V175H178ZM255 176H257V174L255 175ZM159 177H161V176H159ZM188 177V176H187ZM249 177V176H248ZM135 178V177H134ZM138 178V177H137ZM163 177H161V179H162ZM179 178H180V176H179ZM186 178V177H185ZM251 178V177H250ZM126 179V178H125ZM156 179V178H155ZM164 179V178H163ZM186 179H188V178H186ZM195 179H196V177H195ZM133 180H135V179H133ZM137 180V179H136ZM169 180V179H168ZM191 180V179H190ZM190 180H188V181H190ZM194 180V179H193ZM199 180H203V181H199ZM157 181V180H156ZM160 181H162V180H159V182L158 183H160ZM197 181V180H196ZM247 181V180H246ZM121 182V181H120ZM123 182V181H122ZM141 182H142V180H141ZM182 182V181H181ZM242 182V181H241ZM140 183V182H139ZM144 183V182H143ZM174 183V182H173ZM243 183V182H242ZM258 183V182H257ZM148 184V183H147ZM161 184V183H160ZM159 184V185H160ZM162 184H164V183H162ZM169 184H171V182H169ZM140 185V184H139ZM172 185V184H171ZM137 186V185H136ZM174 186V185H173ZM175 186H177V188H178V185L176 184ZM180 186V185H179ZM236 186V185H235ZM161 187V186H160ZM184 187V186H183ZM198 189H197V188ZM264 187V186H263ZM147 188V187H146ZM150 188V187H149ZM158 188V187H157ZM167 188H169V186L167 187ZM173 188V187H172ZM176 188V190L175 191H173V192H169V193H167L166 194V192L165 191H163V192H160L159 194H158V196L156 197V199H155V202H157V203H162V205L164 204V206H165V213L164 214H161V217H159L160 215H158L157 214V211H154L153 209V207H151L150 209H151V211L150 212H152V217H151V219L153 220V219H155V220H157V219H160V223H161V230H160V232L159 233H155V231H151L152 233H149V234H145V235H142L143 237V240H145V241H150V244L152 243V244H158V243H161V241L162 240H164V239H167V238H170L171 239V241L175 244H177V242H179V241H182L184 238H186V237H194V236H196V235H198V238H196V239H198V241H200V242H206V241H211L212 239H217V238H220L221 236H223L224 235V233H226V232H228V230H229V228H230V231H231V229H233V228H235V227H237V228H239V230H238V234H244V233H250L251 231H252V229L251 228H248L251 224H253V223H256V221L254 220L255 218H263V220H264V206H263V204H262V206H263V208H260V207H256L257 209L256 210H258L259 212L257 213V214H255L254 216H252V215H245V213H240V211H241V205H243V204H246V202L249 200V202H253V201H251L253 198H255V194L257 195H261V194H263L264 195V188H259V187H253L252 189V193L251 194H249V195H243L241 198L239 197V195H238V216L236 215V216H233L232 218L233 219H231V223L229 224V225H227L225 222L224 223H219V221L218 220H215V219H218L216 216H218V215H216L217 213H218V211H219V209L217 210H214V209H212V211H211V208L209 209V210H207L208 209V207L207 208H204V207H202V208H197V210H195V209H192L191 207H188L189 209H187V208H185V206H186V204L185 203H183L182 201H181V199H182V197H183V195L185 194L183 191H181V187H180V190H178ZM219 188V189H220ZM236 188H238V187H236ZM236 188H234V189H236ZM134 189V188H133ZM219 189H217V190H219ZM239 189V188H238ZM118 190V189H117ZM139 190V189H138ZM155 191V190H154ZM208 191H210V190H208ZM207 191V192H208ZM213 191H214V189H213ZM230 191V190H229ZM146 193H148L149 192V190H146L145 191ZM219 192V191H218ZM239 192V191H238ZM237 192V193H238ZM248 192H249V190H248ZM214 193H216V192H214ZM230 193H232V192H230ZM236 192L235 191H233V194L232 195H234ZM247 193V192H246ZM110 194V193H109ZM152 194V193H151ZM203 194V193H202ZM207 194H209V193H207ZM211 194V193H210ZM217 194V193H216ZM216 194H214V195H216ZM262 195V196H263ZM145 196H147V194L145 195ZM163 196H165V197H163ZM188 196V195H187ZM186 196V197H187ZM190 196V195H189ZM200 196V195H199ZM212 197H214L213 195H211ZM252 196H253V198H252ZM148 197V196H147ZM185 197V198H186ZM234 197V196H233ZM141 198V197H140ZM184 198V199H185ZM187 198H189V197H187ZM186 198V199H187ZM196 198V197H195ZM224 198V200H225V197H223ZM236 198H237V195H236ZM236 198H232L233 200L235 199L236 200ZM250 198H252V199H250ZM257 198V197H256ZM255 198V200L256 201H258V199H264L263 197H260V198H258V199H256ZM215 199H216V197H215ZM218 199V198H217ZM217 199H216V201H217ZM222 199V198H221ZM262 199H261V201H262ZM191 200H192V198H191ZM199 200V199H198ZM231 200V199H230ZM234 200V201H235ZM150 201V200H149ZM260 201V202H261ZM152 202V201H151ZM233 202V201H232ZM236 202V201H235ZM234 202V203H235ZM259 202V201H258ZM259 202V203H260ZM262 202H264V201H262ZM261 202V203H262ZM186 203H188V202H186ZM194 203V202H193ZM193 203H192V207H193ZM206 203V202H205ZM204 203V204H205ZM234 203H232V204H234ZM146 204V203H145ZM150 204H152V203H150ZM247 204H248V202H247ZM246 204V205H247ZM252 204V203H251ZM250 204V205H251ZM253 204H254V202H253ZM149 205V204H148ZM196 205V204H195ZM207 205H208V203H207ZM219 205V204H218ZM225 205V204H224ZM224 205H223V207H224ZM261 205V204H260ZM259 205V206H260ZM209 206H210V204H209ZM235 206V205H234ZM247 206H249V204L247 205ZM246 206V207H247ZM256 205H254V207H255ZM258 206V205H257ZM200 207H201V205H200ZM225 207H226V205H225ZM243 208L245 207V206H242ZM253 207V208H254ZM159 208H160V206H159ZM158 208V209H159ZM217 208V207H216ZM251 208H252V206H251ZM251 208H249L250 210H251ZM145 210H147V208L145 209ZM188 210V211H187ZM223 210H225L224 208H223ZM140 211V210H139ZM226 211H227V209H226ZM225 211V212H226ZM252 211H255V210H252ZM137 212V211H136ZM142 212V211H141ZM145 212H147V211H145ZM164 212V211H163ZM233 212V211H232ZM234 212H236L235 210H234ZM234 212L233 213H231V214H234ZM242 212V211H241ZM245 212H250V211H245ZM257 212V211H256ZM149 213V212H148ZM147 213V214H148ZM228 213L230 214V212H229V210H228ZM225 214H227V213H225ZM104 215V214H103ZM143 215V214H142ZM219 215H220V213H219ZM224 215V214H223ZM226 216V215H225ZM228 216H230V215H228ZM227 216V217H228ZM216 217V218H215ZM139 217H138V214L137 213H131V214H129L127 217H125V219L123 220V223H125V224H127V225H132V224H134V222L138 219ZM145 218H147V217H145ZM150 218V217H149ZM230 218H231V216H230ZM97 219V218H96ZM224 219V218H223ZM223 219H221V220H223ZM114 220V219H113ZM230 220V219H229ZM101 221V220H100ZM149 221V220H148ZM154 221V220H153ZM97 221H93L91 224H89V225H92V226H98V222H99V220H98V222L96 223ZM112 222V221H111ZM111 222H109V223H111ZM118 222V221H117ZM143 222V221H142ZM152 222V221H151ZM155 222V221H154ZM84 221H83V223H82V227L83 226H85L84 225ZM137 223H140V222H137L136 221V223L135 224H137ZM146 223V222H145ZM102 224V223H101ZM100 224V225H101ZM121 224H122V221H121ZM152 224H154L153 222H152ZM111 225L112 226H116V221L114 220L112 223H111ZM144 225V224H143ZM147 225H148V223H147ZM254 225V224H253ZM104 226V225H103ZM145 226H146V224H145ZM87 227V226H86ZM102 227V226H101ZM117 227V226H116ZM126 227V226H125ZM138 227V226H137ZM148 227H150V226H148ZM155 227H158V226H154L153 225V227H151V228H155ZM242 227H244V230H243V228ZM90 228V227H89ZM124 228V227H123ZM130 228H131V226H130ZM136 228V227H135ZM76 229V228H75ZM112 229V228H111ZM143 229V228H142ZM147 228H145V230H146ZM156 229V228H155ZM256 229V228H255ZM83 230H84V227H83ZM93 230H95V229H93ZM126 230V229H125ZM138 230V229H137ZM156 230H158V229H156ZM80 231H81V229H80ZM133 231V230H132ZM159 231V230H158ZM71 232V231H70ZM144 232V231H143ZM157 232V231H156ZM101 233H103V232H101ZM128 233V232H127ZM133 233H134V231H133ZM138 233V232H137ZM261 233V232H260ZM140 234V233H139ZM96 235V234H95ZM122 235V234H121ZM129 235V234H128ZM127 235V236H128ZM231 236H235L236 235V232H234V233H232V234H230ZM90 236V235H89ZM99 236V235H98ZM130 236V235H129ZM94 237V236H93ZM132 237V236H131ZM139 237V236H138ZM251 237V236H250ZM254 237V236H253ZM107 238V237H106ZM123 238H124V235H123ZM123 238H122V240H123ZM140 238V237H139ZM73 239V238H72ZM114 240H115V238H113ZM135 239H136V237H135ZM134 239V240H135ZM246 239V238H245ZM142 240V239H141ZM185 240V239H184ZM190 240V239H189ZM136 241V240H135ZM213 241V240H212ZM245 241V240H244ZM115 242V241H114ZM124 242V241H123ZM251 242H253V241H250V242H247L246 244H245V247L246 248H250V249H252V247L255 245H252L251 244ZM189 243H190V241H189ZM242 245V244H241ZM174 246H176V245H167V247L170 249V248H173ZM243 246V245H242ZM180 247V246H179ZM182 247V246H181ZM164 248V247H163ZM241 249V248H240ZM249 249V250H250ZM165 250V249H164ZM238 251L240 252V250L238 249ZM167 252H168V254H174L176 251L175 250H167ZM251 252V251H250ZM202 254V253H201ZM166 255V254H165ZM241 255V254H240ZM166 256H168V255H166ZM176 256V255H175ZM257 257V256H256ZM167 258V257H166ZM215 259V258H214ZM172 260V259H171ZM205 261V260H204ZM203 261V262H204ZM174 262V261H173ZM197 262V264H203V262H202V260H201V262L200 261H196ZM175 263V262H174ZM183 263V262H182ZM180 264V263H179ZM185 264V263H184ZM186 264H187V262H186ZM205 264V263H204ZM207 264H214V263H211L210 261L207 263Z\"/></svg>", "mask_w": 264, "mask_h": 264}, {"label": "built area", "instance_id": "2783aa9c", "mask_svg": "<svg viewBox=\"0 0 264 264\" xmlns=\"http://www.w3.org/2000/svg\"><path fill=\"white\" fill-rule=\"evenodd\" d=\"M25 135H27V133H25Z\"/></svg>", "mask_w": 264, "mask_h": 264}]
</instances>
